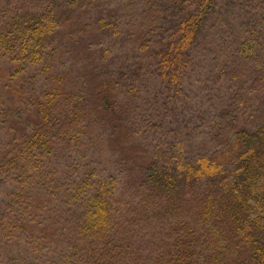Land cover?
<instances>
[{
    "label": "trees",
    "instance_id": "1",
    "mask_svg": "<svg viewBox=\"0 0 264 264\" xmlns=\"http://www.w3.org/2000/svg\"><path fill=\"white\" fill-rule=\"evenodd\" d=\"M52 1L48 14L25 7L1 12L0 53L13 65V76L53 59L59 2ZM61 1L77 7L93 0ZM162 1L153 0L140 14L136 39L148 45L151 59L143 65L125 71L114 59L99 64L76 40L68 41L85 57L82 74L92 92L84 90L86 98L76 100L74 92L59 89L47 93L46 101L34 99L32 134L13 135L1 158L0 170L13 173L14 187L0 214V235L11 240L20 229H31L35 211L29 208L40 203L32 197L36 188L56 192L52 183L46 186V157L80 149L91 130L116 156L119 190L113 177L97 180L94 174L78 176L64 191L60 187L69 214L67 252L48 264H264V0ZM156 30L160 38L146 41ZM208 66L218 70L216 82L237 88V98L249 93L248 120L260 125H241L234 106L223 103L222 122L211 128L210 153L195 155L189 148V155L171 157L139 143L134 118L148 113L142 101L150 97L155 113L170 118L185 95L182 82ZM7 90L24 95L11 82ZM147 117L140 121L150 132L171 125L157 114Z\"/></svg>",
    "mask_w": 264,
    "mask_h": 264
},
{
    "label": "rangeland",
    "instance_id": "2",
    "mask_svg": "<svg viewBox=\"0 0 264 264\" xmlns=\"http://www.w3.org/2000/svg\"><path fill=\"white\" fill-rule=\"evenodd\" d=\"M152 1L93 0L77 7H69L63 5L61 0H57L54 4L58 5L59 2L56 16L58 20L56 29H59L57 30L59 33L54 45L56 52H53V59L47 58L39 65L29 68L22 77H18L12 75L13 65H10L0 53V165L13 135L32 134L35 119L37 120L34 99L46 101L44 98L47 93L59 89L63 92H74L76 100L86 98L83 91H90V80L82 74L85 63L81 59L85 57L72 49V43L80 45L84 52H91L99 64L114 59L117 68L126 69L125 71L135 68L139 63L143 65L150 62L149 47L143 46L142 41L137 42L136 30L138 23L141 22V12ZM52 2V0H0V27L5 20L4 17L1 19V12L25 7L48 14ZM163 2L165 1L163 0L161 4ZM110 10H115V13H110ZM165 28L162 26L163 31ZM157 34V30L150 33L148 37L146 36V41H150L151 37H158ZM71 39L76 41L68 44ZM61 51L63 52L60 54ZM217 71L208 66L206 71L190 73L182 82L185 95L180 96L175 102L174 107L176 106L177 111L176 114L171 113L170 118H163V111L155 113L150 97L142 101L145 105L143 112H148L154 117L157 114L159 121L165 120L171 125L165 130L153 129L156 131L150 132V129L144 126V122L140 121L141 119L145 121L148 113H144V117L143 113H139V117L134 118L137 120L138 130H141L136 140L143 145H151V150H163L171 157L189 155L186 152L189 148L195 155L210 153L213 145L211 128L222 122L219 113L226 106L223 103L234 106L241 125L248 121L250 127L260 125L258 119L248 120L253 114L249 107L252 103L247 102L249 93L240 91L243 92L242 96L237 98L235 93L237 88L230 89L231 85L223 80L220 83L216 82L219 73ZM86 81L88 83L84 87L83 83ZM10 82L23 90V97L7 90ZM244 82L245 89L250 78H246ZM134 88L137 90L136 86ZM56 113L60 111L57 110ZM174 119L177 121L172 124ZM184 124H187L186 127ZM96 131L91 130L85 138L80 139L82 145L80 149H71L72 151L63 149L57 155L52 153L45 158L44 163L47 166L45 173H50V180H47L46 186L51 187L52 183L57 187L56 192H51L52 189L45 188V191H41L39 187L36 188L32 197L39 198L40 203L29 208L30 211H35L33 218L28 220L31 229L29 232L20 229L11 240L6 238V235H0V264H19L22 261L28 264H48L60 256L66 258L65 241L68 236L69 214L63 199L58 196L60 187L64 191L67 185H71L78 176L82 177L84 174L88 175L86 178L94 174L92 178L97 180L113 177L118 185L121 183L119 169L113 165L116 156L110 154L105 141L104 143L102 139L99 141ZM177 131H180L179 136L176 134ZM12 175V172L0 170V181L5 180V183L0 184V214L9 202L8 195L14 187L10 180ZM120 185L116 186L117 190L120 189ZM122 201L123 206L128 203V199ZM49 205L51 207L48 209ZM75 211H79V208L77 207ZM13 260L16 262H12Z\"/></svg>",
    "mask_w": 264,
    "mask_h": 264
}]
</instances>
